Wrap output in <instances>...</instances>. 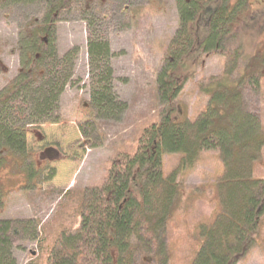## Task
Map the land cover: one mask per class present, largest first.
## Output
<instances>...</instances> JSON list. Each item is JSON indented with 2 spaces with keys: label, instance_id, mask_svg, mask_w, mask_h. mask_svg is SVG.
Masks as SVG:
<instances>
[{
  "label": "rangeland",
  "instance_id": "1",
  "mask_svg": "<svg viewBox=\"0 0 264 264\" xmlns=\"http://www.w3.org/2000/svg\"><path fill=\"white\" fill-rule=\"evenodd\" d=\"M244 1L227 36L231 49L227 44L221 52L211 50L200 55L195 51L184 60V68L177 69L188 77L175 99V114L179 119L187 116L193 120L209 104L215 87L210 81L216 82L226 73L233 80L229 79L223 89L237 84L240 113L261 122L264 135V78L259 89L237 81L245 71L255 73L254 77L258 73L264 75V0ZM209 2L221 4L225 0H205ZM51 6L50 0H0V94L22 68L24 35L44 25ZM206 20L203 13L200 36L206 34ZM178 26L176 0H72L69 8L60 10L50 37L57 56L67 58L72 75L60 94L57 113L53 114L58 115V121L27 128L26 162L36 167L29 171L30 177L12 156L3 168L2 181L7 191L0 200V219L34 218L39 222L42 242L56 238L62 229L73 231L79 226L73 200L85 187L101 182L112 161L134 146L142 128L158 120L162 101L157 73ZM91 39L109 45L113 72L110 84L122 107L114 117H96L90 107V88L103 67L90 65ZM225 49L240 52L238 56L233 53L232 63L228 62ZM55 64L59 63H47V69L68 68L64 62L57 68ZM228 68L233 70L231 77ZM243 119L240 116L239 121ZM82 125L86 126L85 133ZM260 153L254 176L264 175V147ZM180 158L179 154H166L165 172L174 170ZM222 172L218 150L200 153L192 166L179 170L177 180L184 197L169 222L166 248L161 257L149 253L145 258H165L167 264L189 263L200 241V223L209 222L217 208L216 181ZM261 230L258 244L235 264H264V224ZM11 236L15 264H28L38 256L39 241L30 240L23 231Z\"/></svg>",
  "mask_w": 264,
  "mask_h": 264
},
{
  "label": "trees",
  "instance_id": "2",
  "mask_svg": "<svg viewBox=\"0 0 264 264\" xmlns=\"http://www.w3.org/2000/svg\"><path fill=\"white\" fill-rule=\"evenodd\" d=\"M71 1L50 0L52 6L46 12L44 25L24 35L21 70L0 94V200L7 191L2 170L11 156L21 163L27 178L29 171L36 168L26 162L28 126L59 119L53 114L57 113L60 94L72 72L67 58H59L55 52L51 26L60 10L71 6ZM244 3L176 0L179 26L156 78L162 101L158 120L142 128L134 146L112 161L101 182L85 187L73 200V212L80 218L73 231L62 229L56 238L42 242L39 222L34 218L0 219V264H15L11 235L17 231L41 244L38 256L28 264H152L153 260V264H167L165 258L155 261L144 256L152 253L161 257L166 248L169 222L184 197L177 180L179 170L192 166L200 153L210 150H218L223 163V172L216 181L217 208L209 222L200 223V241L188 264H235L258 244L264 224V175L253 173L264 147L261 122L240 113L237 84L223 89L229 79L233 80L226 73L216 82L210 81L215 87L210 92L209 104L193 120L187 116L179 119L174 107L188 77L177 69L184 68V60L195 51L200 55L211 50L223 51L230 43L227 36L232 32L236 13ZM203 13L207 16V30L205 36H200ZM225 51L230 63L233 53H240ZM110 54L106 41L88 42L90 65H103L90 88L89 103L96 117H114L122 109L110 84ZM55 61L66 63L67 70H48L47 63ZM59 64H55L56 68ZM232 72L228 68L230 77ZM253 74L241 72L237 81L259 89L264 75ZM240 116L244 117L241 121ZM85 129L82 125L84 133ZM166 154L181 157L169 173L164 166Z\"/></svg>",
  "mask_w": 264,
  "mask_h": 264
}]
</instances>
